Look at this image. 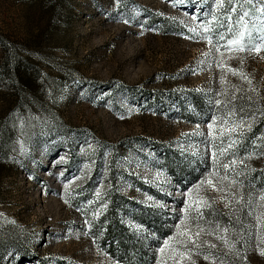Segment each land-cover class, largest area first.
Returning a JSON list of instances; mask_svg holds the SVG:
<instances>
[{"label": "rangeland", "instance_id": "1", "mask_svg": "<svg viewBox=\"0 0 264 264\" xmlns=\"http://www.w3.org/2000/svg\"><path fill=\"white\" fill-rule=\"evenodd\" d=\"M261 41L264 0H0V264H264Z\"/></svg>", "mask_w": 264, "mask_h": 264}, {"label": "trees", "instance_id": "2", "mask_svg": "<svg viewBox=\"0 0 264 264\" xmlns=\"http://www.w3.org/2000/svg\"><path fill=\"white\" fill-rule=\"evenodd\" d=\"M251 103V106L253 105L252 102H250L247 97L245 95H238L237 99H235V102L232 103L233 105V108L232 110L234 111L235 114L239 115V114H245L247 113V111L251 108V106H249V104ZM200 104L199 102H197V105L200 107ZM257 125H260V123L264 120V112H260L258 115H257ZM256 125V126H257ZM244 181H242V185L240 186V189L242 190V194H244V196L248 195L249 193H251V190H257L258 187L257 186H262L263 185V182H264V176L261 175V173L258 171V170H254L253 172H250L248 174L247 177H245V179H243ZM113 196H118V194H116V192H112L111 193V197H110V200H111V203L109 201L108 205H107V211H106V214L104 215V217L102 216V218H100V220H98V223L99 225H105V230L106 232L104 233V236H103V240L104 239H110L111 238H116V241H115V245L117 246H121V245H124L125 243V240L123 239V236H129L131 235V237L134 239L135 236L134 234L129 230L127 229V226H125L124 224H122L118 218V213L116 210V207H115V199H113L114 197ZM122 200L123 198L120 197ZM148 208L146 207H142V206H139L138 207V218L142 221V222H145L147 220V217L148 215L145 213V211L147 210ZM152 212V213H156V210H148V212ZM206 212V217H209L212 215H216L217 217L219 216L220 218H223V219H226L227 221L230 220V215L229 214H226L222 211H220L216 206H211L210 208H208L207 210H205ZM153 216V215H151ZM157 219H161L160 216L156 217ZM167 231V228L164 229V228H161L160 225H159V228H157V233L159 235H163L165 234ZM137 241V238L135 239ZM113 241V240H112ZM114 242V241H113ZM139 242V239L138 241ZM136 242V243H137ZM141 242V241H140ZM135 245V243H134ZM112 249L111 251L114 252V247L115 246H111ZM122 253V252H121ZM130 254V253H129ZM119 258L121 259L122 263L123 264H128L129 262V258L128 256H119ZM148 260L150 259L149 257H147ZM146 260L145 263L148 261ZM138 260H135V263L137 262Z\"/></svg>", "mask_w": 264, "mask_h": 264}, {"label": "snow or ice", "instance_id": "3", "mask_svg": "<svg viewBox=\"0 0 264 264\" xmlns=\"http://www.w3.org/2000/svg\"><path fill=\"white\" fill-rule=\"evenodd\" d=\"M261 42H262V43H264V41H261ZM256 50H257V51H259V49H258V48H257Z\"/></svg>", "mask_w": 264, "mask_h": 264}]
</instances>
